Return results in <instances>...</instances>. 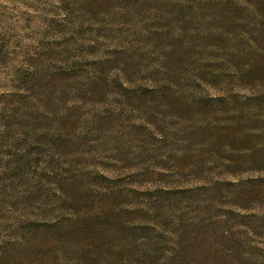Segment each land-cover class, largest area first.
Returning <instances> with one entry per match:
<instances>
[{
    "label": "rangeland",
    "instance_id": "rangeland-1",
    "mask_svg": "<svg viewBox=\"0 0 264 264\" xmlns=\"http://www.w3.org/2000/svg\"><path fill=\"white\" fill-rule=\"evenodd\" d=\"M185 5L0 0V253L21 264H264V197L225 198L232 181L264 189V130L250 137L256 132L243 122L262 109L245 99L264 101V26L247 21L234 32ZM210 27L234 35L230 47L256 61L250 77L233 83ZM178 38L180 112L91 80L106 57L126 69L119 63L127 52L135 63L128 85L142 86L152 58ZM240 56L242 71L248 61ZM229 127L245 138L225 156L219 149L228 141L217 131ZM245 147L254 148L250 164L238 163ZM67 175L80 177L82 193L63 192ZM213 183L216 195L204 191Z\"/></svg>",
    "mask_w": 264,
    "mask_h": 264
},
{
    "label": "trees",
    "instance_id": "trees-1",
    "mask_svg": "<svg viewBox=\"0 0 264 264\" xmlns=\"http://www.w3.org/2000/svg\"><path fill=\"white\" fill-rule=\"evenodd\" d=\"M92 0H88L90 3ZM187 3L184 8H186V12L191 11V15L196 14V17H204V12L209 13V17L212 16L211 22L213 23H226L230 25V28L234 32H236L237 29L244 27L242 24H246L247 21H249V25L253 26L254 28H262L264 26V0H217V5H208L206 2H209L208 0H192V3L188 7V0H181ZM183 9V7L178 6L177 10L180 12V10ZM203 13V14H202ZM243 16V17H242ZM208 17V18H209ZM255 25L257 27H255ZM211 32H208L207 38L211 43H213L212 46L215 47V49H219V51H227L226 58L228 60L227 63L230 68H233V83L239 82V79H245L250 77L255 70L254 67H256V64L254 62L256 61H248L247 55H243L241 57L240 52L236 49L238 47L237 43L235 45L233 44V47H230V37H234V35H231L230 37L228 33L225 30H218L213 29L210 27ZM256 30V29H255ZM180 44V39L178 38V42H175L174 40L170 43L168 51H166V54L158 52L156 55V58H152V61L155 60L158 61V66H154L155 63H152L149 67V77L145 78L144 84L142 86L138 87H130L128 85L129 79L133 75V72H135L133 59L130 55H127L128 53H124L123 56L120 58L122 59V64L119 63V65L125 66L126 69H120L119 67H111L110 62L111 60L105 58L98 66V73H96V77L94 76L91 80H102L104 82L105 80H110L116 82L117 92L122 95V97L126 100L130 99L132 101H142L144 98H147L150 94V102L157 103L160 108L165 109L167 111H176L180 112L179 108L180 106H187L184 103L179 102V98L175 97L173 93H178L175 90L176 80L178 79V76L176 74L177 70H175V66L178 62H180L185 55V52L182 51L179 47L175 46V44ZM229 46H228V44ZM255 43V42H254ZM168 48V47H167ZM162 51H165V49H162ZM244 59H247V63L244 64L242 67V71L238 70V63L236 61L239 60V57ZM228 57L231 59L229 60ZM135 65L137 68L136 74H139L142 72V69ZM117 66V65H116ZM153 66V67H152ZM105 68H112V71L108 73L102 72L105 71ZM157 74L159 76L158 80H154V74ZM119 81V83H118ZM93 82V81H91ZM94 83V82H93ZM260 86L259 84L254 85L255 92H261L260 89L258 90ZM142 87V88H141ZM181 97V96H180ZM182 98V97H181ZM152 99V100H151ZM245 100L251 101V105L262 104L261 106V114L258 116H252V115H245L243 116V122L246 124H249L250 128L248 129L251 134H254L257 130V127H261V130H264V101L258 97L256 94L255 96H249ZM180 114V113H175ZM153 124V123H152ZM234 124V123H233ZM218 138L219 139H225L228 141L226 143V147H220L219 151L221 150L220 154H223L226 156V154L230 151V149L234 148L236 145L241 146V144L244 142V138L242 136V133L236 132L233 127H229L222 131L219 129L218 131ZM259 134L256 132L254 135H250V137H256ZM171 144H177L171 136L168 137ZM167 141V140H166ZM212 146V145H211ZM210 147V146H209ZM216 146H214L215 148ZM243 148V147H242ZM209 156H214L215 152L213 148H209ZM240 151V152H238ZM237 153H241L242 155L239 156V159H242V161H236L233 159L227 160L223 159V162H225L228 166H234L236 162L241 164H250L252 163V153L254 152L253 147L244 148L241 150H238ZM222 155V156H223ZM195 162L191 164L190 166L195 167ZM80 177L77 176H65L61 183L64 184V191L67 192L68 189L70 191L74 190L75 192H81L82 183H79ZM99 178H104V176H100ZM79 183V184H78ZM251 182L248 181H232L228 182L227 184L229 187H231V190L228 192L226 191V199L229 202H239L242 204L243 202L247 201H253V203L260 202L264 197V189H261L259 187H254L253 184H249ZM253 183V182H252ZM219 184L213 183L205 186L204 191L211 194H218L219 193ZM60 189V186H58ZM55 190L56 194L59 196L61 191ZM62 190V189H61ZM192 190V189H188ZM74 192V193H75ZM86 192V189L83 191ZM68 202H73L72 200ZM244 206V207H243ZM240 208H243V210H249V208H246L245 205L240 206ZM52 226V225H51ZM51 226L50 229H51ZM48 244V243H47ZM0 264H21L16 259L10 258L7 253H0Z\"/></svg>",
    "mask_w": 264,
    "mask_h": 264
}]
</instances>
